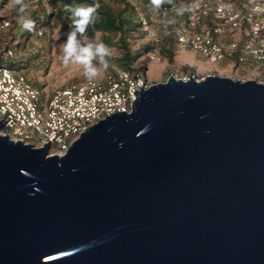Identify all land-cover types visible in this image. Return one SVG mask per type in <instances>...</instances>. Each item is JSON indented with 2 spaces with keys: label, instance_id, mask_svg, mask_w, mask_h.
<instances>
[{
  "label": "water",
  "instance_id": "1",
  "mask_svg": "<svg viewBox=\"0 0 264 264\" xmlns=\"http://www.w3.org/2000/svg\"><path fill=\"white\" fill-rule=\"evenodd\" d=\"M134 92L63 155L0 133V264H264V83Z\"/></svg>",
  "mask_w": 264,
  "mask_h": 264
},
{
  "label": "built area",
  "instance_id": "2",
  "mask_svg": "<svg viewBox=\"0 0 264 264\" xmlns=\"http://www.w3.org/2000/svg\"><path fill=\"white\" fill-rule=\"evenodd\" d=\"M134 11L153 45L141 61L51 93L12 66L11 47H0V133L35 147L50 141L48 155H63L90 125L116 111L132 110L135 89L156 82L147 73L150 59L159 58L163 45L170 47L171 42L210 63L227 61L235 79L264 83V0H171L159 9L137 6ZM199 71L194 64L172 74L199 80L206 76Z\"/></svg>",
  "mask_w": 264,
  "mask_h": 264
},
{
  "label": "rangeland",
  "instance_id": "3",
  "mask_svg": "<svg viewBox=\"0 0 264 264\" xmlns=\"http://www.w3.org/2000/svg\"><path fill=\"white\" fill-rule=\"evenodd\" d=\"M93 2L109 6L115 12L126 9V15H131L134 7L142 6L145 9L152 5L151 0H93ZM24 4L27 6L26 12L22 14L19 12V6L15 5L13 0H0V47L12 48L14 52V58L11 59L12 66L22 68L34 83L43 86L48 93L67 84L83 80L85 76L81 65L74 64L65 67L61 60L63 43L70 31L71 19H74L71 11L65 6L74 8L91 5L92 2L85 0H24ZM26 19L36 22L34 33L23 28V21ZM106 33L98 29L93 32L87 30L83 41L84 43L103 42L111 50V55L106 58L108 67L106 70L101 68L100 74H104L111 67L118 65L116 58L122 56L126 49L118 38L119 35L116 38L114 36L111 44L104 38ZM126 39L127 46L136 53L144 52L143 46L149 43V38L141 30L140 25L130 28ZM144 56L145 53L134 61H141ZM195 62L199 64L200 76L219 74L233 77V68L227 61L210 63L199 59L195 51L184 46H175L171 59L165 54H160L159 58L150 59L147 73L150 79L166 80L173 71H185V68L192 67ZM93 63L100 67L98 58Z\"/></svg>",
  "mask_w": 264,
  "mask_h": 264
},
{
  "label": "clouds",
  "instance_id": "4",
  "mask_svg": "<svg viewBox=\"0 0 264 264\" xmlns=\"http://www.w3.org/2000/svg\"><path fill=\"white\" fill-rule=\"evenodd\" d=\"M14 4L19 6V12H26V5L24 0H13ZM171 0H151L153 6L157 9L164 4L170 3ZM71 11L74 19L69 25L70 31L67 33V38L63 43L61 60L65 67L69 65H81L83 67V75L88 80H94L100 75L101 68L107 69V57L111 55V50L103 42L91 41L84 43V35L90 24L95 23V15L100 7V4L94 3L91 5H81L76 7L65 6ZM190 10V9H189ZM23 28L34 33L36 31V22L31 19L23 21ZM99 59L100 67L93 63L94 60Z\"/></svg>",
  "mask_w": 264,
  "mask_h": 264
},
{
  "label": "trees",
  "instance_id": "5",
  "mask_svg": "<svg viewBox=\"0 0 264 264\" xmlns=\"http://www.w3.org/2000/svg\"><path fill=\"white\" fill-rule=\"evenodd\" d=\"M85 1H91L92 4H94L93 0H85ZM146 1H150V0H146ZM129 7H132V6H129ZM149 9L150 7L145 8L146 11H149ZM59 10H61V8ZM125 11L126 9H120L119 11L115 12L109 6L102 4L100 5L99 9L97 10V14L95 15V23L90 24L87 29L89 32H93L96 29L101 30L103 32H107L104 38L107 42L111 44L113 43L114 36L116 38L117 35H119L118 38L121 40L123 45L126 47L122 56L116 58L118 65H115V66L121 67V68L129 67L135 59H137L139 56L144 54L146 50L152 48L153 46L151 43L145 44L143 46L145 51L142 53L140 52L136 53L130 50V48L127 46V39H126L127 32L130 30V28L136 27L137 25H139V22L136 19L137 18L136 14H134L135 11H132V14H131L132 16L126 15ZM71 20H73V18ZM175 46L179 47V45L174 42H171L170 47H165L163 45V48L161 49V54H165L169 56L170 59L173 58ZM115 66L111 67L109 70H113ZM191 68L192 67L188 66V68H185V69L188 70Z\"/></svg>",
  "mask_w": 264,
  "mask_h": 264
},
{
  "label": "crops",
  "instance_id": "6",
  "mask_svg": "<svg viewBox=\"0 0 264 264\" xmlns=\"http://www.w3.org/2000/svg\"><path fill=\"white\" fill-rule=\"evenodd\" d=\"M195 64H197V63L195 62Z\"/></svg>",
  "mask_w": 264,
  "mask_h": 264
}]
</instances>
